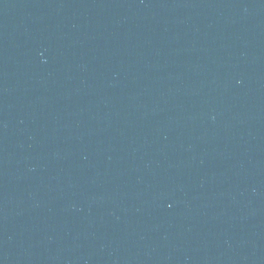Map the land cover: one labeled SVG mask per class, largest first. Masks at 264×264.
<instances>
[{"label":"water","instance_id":"95a60500","mask_svg":"<svg viewBox=\"0 0 264 264\" xmlns=\"http://www.w3.org/2000/svg\"><path fill=\"white\" fill-rule=\"evenodd\" d=\"M0 264H264V0H0Z\"/></svg>","mask_w":264,"mask_h":264}]
</instances>
